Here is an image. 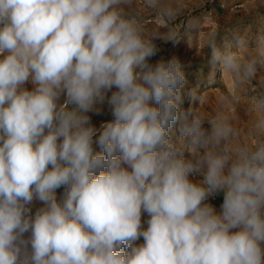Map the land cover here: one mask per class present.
<instances>
[{
    "label": "clouds",
    "instance_id": "clouds-1",
    "mask_svg": "<svg viewBox=\"0 0 264 264\" xmlns=\"http://www.w3.org/2000/svg\"><path fill=\"white\" fill-rule=\"evenodd\" d=\"M131 3L0 0V264H264V95L255 143L229 115L181 110V62L149 63L155 39H176L146 36ZM209 48L241 82L264 65V37L248 62ZM106 98L113 119L96 129Z\"/></svg>",
    "mask_w": 264,
    "mask_h": 264
},
{
    "label": "rangeland",
    "instance_id": "rangeland-1",
    "mask_svg": "<svg viewBox=\"0 0 264 264\" xmlns=\"http://www.w3.org/2000/svg\"><path fill=\"white\" fill-rule=\"evenodd\" d=\"M161 10L171 12L164 14ZM126 11L136 17L151 37L160 34L167 37L171 34L176 41L155 39L157 53L149 63L155 65L163 60L167 62L178 59L185 73L186 83L181 89V110H192L204 117L224 113L232 117L234 127L239 131V139L256 142L250 132L251 122L255 117L253 104L256 97L264 95V65L257 66L252 79L241 82L232 73L223 70L220 62L213 63L210 44L222 52L237 53L243 62L255 57L259 37H264V0H159L157 8L150 7L146 0H132ZM244 37L246 48H238L236 40ZM31 90L32 85H26ZM115 89H113L114 91ZM191 91L199 97L198 102L191 100ZM111 92L107 93L110 97ZM66 97L61 96L59 103ZM73 105H69L72 108ZM96 110L89 112L92 125L100 129L103 123L113 119L107 98L95 105ZM205 127L208 125L205 123ZM178 123L170 129V136L175 141L179 137ZM93 138L94 151H100ZM194 182L202 176H190ZM65 188L57 189V198L62 199ZM216 212H221L223 193L209 197L206 201ZM28 207L35 212L43 204L34 199ZM147 213H142V227L147 228ZM143 243L141 237L136 244ZM30 251V247H29Z\"/></svg>",
    "mask_w": 264,
    "mask_h": 264
},
{
    "label": "crops",
    "instance_id": "crops-1",
    "mask_svg": "<svg viewBox=\"0 0 264 264\" xmlns=\"http://www.w3.org/2000/svg\"><path fill=\"white\" fill-rule=\"evenodd\" d=\"M29 237H30V232L29 233H25L24 238L28 239ZM29 247H30V245H29Z\"/></svg>",
    "mask_w": 264,
    "mask_h": 264
},
{
    "label": "built area",
    "instance_id": "built-area-1",
    "mask_svg": "<svg viewBox=\"0 0 264 264\" xmlns=\"http://www.w3.org/2000/svg\"><path fill=\"white\" fill-rule=\"evenodd\" d=\"M31 214L34 215L33 211L31 210Z\"/></svg>",
    "mask_w": 264,
    "mask_h": 264
}]
</instances>
